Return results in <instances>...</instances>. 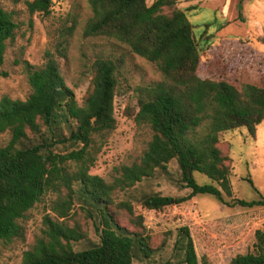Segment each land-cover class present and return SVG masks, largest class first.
<instances>
[{"label":"trees","instance_id":"16d2710c","mask_svg":"<svg viewBox=\"0 0 264 264\" xmlns=\"http://www.w3.org/2000/svg\"><path fill=\"white\" fill-rule=\"evenodd\" d=\"M86 2L91 15L82 36L113 38L154 63L162 76L136 87V109L123 110L135 124H145L150 137L139 156L113 168L109 181L90 174L96 152L115 126L116 64L95 58L85 65L88 82L77 104L51 53L45 52L39 66L23 62L28 94L23 99L0 96V132L8 133L0 146V240L24 241L20 219L42 196L50 197L38 234L21 251L20 264H132L137 255L149 257L162 241L149 244L133 202L159 210L196 194L222 201L221 190L230 195L229 157L219 134L243 126L253 136L264 120V85L242 81L236 88L224 79L198 75L200 62L211 60L215 45L198 47L178 0ZM23 3L28 13H49L50 0ZM16 27L14 11L0 6V66ZM65 46L64 41L57 44L60 56ZM0 76L6 72L0 69ZM171 161L176 175L168 170ZM193 172L219 188L197 183ZM161 174L188 193H133L139 183ZM225 203L251 207L264 205V198ZM88 223L97 241L74 250L73 243L87 237ZM172 248L181 254V264H197L186 227L177 228ZM228 264H264V225L254 232L253 252L236 254Z\"/></svg>","mask_w":264,"mask_h":264},{"label":"rangeland","instance_id":"374dc122","mask_svg":"<svg viewBox=\"0 0 264 264\" xmlns=\"http://www.w3.org/2000/svg\"><path fill=\"white\" fill-rule=\"evenodd\" d=\"M150 1L147 0V3ZM240 2L178 0V6L184 10L192 25L198 47L202 50L206 44L215 45L211 60L200 62L198 75L224 79L236 88L242 81H247V76L264 73L263 58L251 63L248 55V61L241 68L234 36L227 35L219 39L216 34L220 27L238 17L236 12L241 7ZM0 6L13 10L17 23L13 38L6 43L0 66L6 72V76H0V96L4 94L10 98L23 99L29 92L23 62L39 66L44 61L46 51L56 60L59 73L65 85L72 90L77 104H80L88 82L85 65L95 58H109L116 64L117 91L112 100L115 126L96 152L94 163L88 171L109 181L114 174L113 168L139 156L150 137L148 127L135 124L131 117L124 115L123 110L126 106L136 109V87L162 78L156 65L113 38L82 36L83 25L91 15L86 0H50L49 13L45 16L37 12L28 13L23 0H0ZM214 6V9L211 8ZM63 41L66 43L65 53L60 56L56 46ZM256 44L260 46L264 40L256 41ZM258 129H262L259 141L262 144L264 122H260ZM252 137L243 126L219 134L221 148L229 157L230 195L221 190L222 201L210 194H196L179 204H170L159 210H148L133 202L134 212L142 215L144 231L150 237L149 244L152 247L161 241L162 244L149 257L137 255L132 264H181V254L172 248L179 227H186L191 237L197 264H228L236 254L253 252L254 232L264 225V205L247 207L225 203L233 199L264 198V159L261 165L253 166L258 157L256 160L250 146ZM7 139L8 133L0 132V146ZM167 167L176 175L173 161ZM193 177L197 183L210 182L219 188L199 172H193ZM150 191L180 196L189 190L177 188L171 179L161 174L156 179L139 183L133 193L138 195ZM49 197L48 194L42 196L20 219L25 232L24 241L0 240V264H20L21 251L38 234L41 217L48 212ZM121 224L126 225V222L122 220ZM96 241L92 224L88 223L87 237L74 242L73 249L85 248Z\"/></svg>","mask_w":264,"mask_h":264},{"label":"crops","instance_id":"0c3cea01","mask_svg":"<svg viewBox=\"0 0 264 264\" xmlns=\"http://www.w3.org/2000/svg\"><path fill=\"white\" fill-rule=\"evenodd\" d=\"M241 7L236 12V19L233 22L220 27L216 33L219 39L222 36H234L236 53L240 56V67H244V63L248 61L247 56H250V61L263 58L264 59V44H256V41L264 40V0H240ZM211 8H215L211 7ZM217 8V7H216ZM219 34V35H218ZM253 65V64H252ZM251 65V66H252ZM264 81V73L260 75L257 72L253 76H247V82L254 85L261 84ZM261 122H264L261 121ZM260 124V123H259ZM259 124L256 125L253 137L251 139L252 151L254 157L258 160L253 163V166L261 165L264 159V142L261 144Z\"/></svg>","mask_w":264,"mask_h":264}]
</instances>
